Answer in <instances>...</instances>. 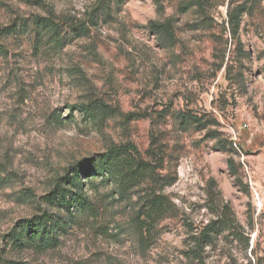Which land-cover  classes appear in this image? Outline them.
<instances>
[{
  "label": "rangeland",
  "instance_id": "1",
  "mask_svg": "<svg viewBox=\"0 0 264 264\" xmlns=\"http://www.w3.org/2000/svg\"><path fill=\"white\" fill-rule=\"evenodd\" d=\"M0 46V264H264V0H0ZM126 144L136 185L50 198Z\"/></svg>",
  "mask_w": 264,
  "mask_h": 264
},
{
  "label": "trees",
  "instance_id": "2",
  "mask_svg": "<svg viewBox=\"0 0 264 264\" xmlns=\"http://www.w3.org/2000/svg\"><path fill=\"white\" fill-rule=\"evenodd\" d=\"M239 22L238 14L230 12V24L237 26ZM31 23L40 29H56L58 23L51 16L36 14ZM167 29L165 25H161ZM11 27L16 28V25ZM10 27L5 29V33ZM50 28V29H49ZM0 50L2 47L0 46ZM83 112H87V106L77 104ZM140 152L133 144L112 145L94 158L79 162L69 168V172L61 178V182L56 185L50 193V198L58 199L60 205H65L71 211L73 207H84L88 202L86 190L89 186H95V182L102 185L113 184L120 186L122 191H127L130 186L136 185L139 176L146 172L147 164L139 158ZM98 176V177H97ZM78 188V190H75ZM150 212V213H149ZM147 216L152 213V207L146 211ZM29 232L32 238L40 234V238L45 235L46 229L42 227V217L38 218ZM38 228V229H36Z\"/></svg>",
  "mask_w": 264,
  "mask_h": 264
}]
</instances>
